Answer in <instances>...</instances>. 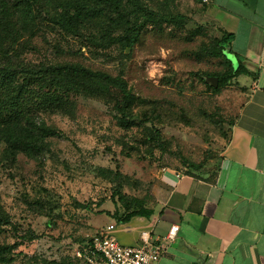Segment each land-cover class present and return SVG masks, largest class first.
<instances>
[{
    "label": "rangeland",
    "instance_id": "rangeland-1",
    "mask_svg": "<svg viewBox=\"0 0 264 264\" xmlns=\"http://www.w3.org/2000/svg\"><path fill=\"white\" fill-rule=\"evenodd\" d=\"M144 1L183 21L149 24L133 48H123L119 31L68 34L45 15L38 37L13 55L31 66L72 61L122 75L140 124L159 129L161 138L149 139L143 126L122 127L118 92L101 83L76 97L73 114H40L58 132L47 151L0 161V204L10 220L0 222V245L18 244L10 264H79L77 248L109 223L122 241L125 216L150 206L156 168L177 163L205 175L218 167L250 77L214 90L228 66L213 55L220 33L200 18L204 0Z\"/></svg>",
    "mask_w": 264,
    "mask_h": 264
},
{
    "label": "crops",
    "instance_id": "crops-1",
    "mask_svg": "<svg viewBox=\"0 0 264 264\" xmlns=\"http://www.w3.org/2000/svg\"><path fill=\"white\" fill-rule=\"evenodd\" d=\"M200 18L234 35L228 47L250 72L244 102L216 170L156 168L150 215L122 221L118 240L139 246L176 224L159 264H264V0H210Z\"/></svg>",
    "mask_w": 264,
    "mask_h": 264
},
{
    "label": "trees",
    "instance_id": "trees-1",
    "mask_svg": "<svg viewBox=\"0 0 264 264\" xmlns=\"http://www.w3.org/2000/svg\"><path fill=\"white\" fill-rule=\"evenodd\" d=\"M45 15L68 34L76 35L95 28L102 32V37H111L110 33L119 31L123 48H133L140 32L149 24L183 21V16L159 12L144 0H0V161L14 162L21 153L31 158L43 155L47 151L48 139L57 136L58 132L39 115L73 114L76 97L92 93L96 83L117 90L122 127L129 130L135 125L143 126L132 110L134 95L122 75L81 62H50L37 66L23 60L16 63L13 55L19 52L20 45L38 37ZM233 38V34L223 31L216 40L218 48L213 55L223 56L228 66L218 74L216 91L241 75H250L238 54L229 48L238 59V66H235L230 53L226 52L225 44L228 46ZM143 127L149 139L160 142L159 129ZM191 172L195 173V169ZM150 213L145 207L130 210L123 221L134 216H149ZM0 222L10 223L1 204ZM17 245H0V264L13 261ZM39 264L60 263L44 259Z\"/></svg>",
    "mask_w": 264,
    "mask_h": 264
},
{
    "label": "built area",
    "instance_id": "built-area-1",
    "mask_svg": "<svg viewBox=\"0 0 264 264\" xmlns=\"http://www.w3.org/2000/svg\"><path fill=\"white\" fill-rule=\"evenodd\" d=\"M178 230L179 225L175 224L165 237L144 233L142 244L131 246L122 244L114 234L115 224H109L80 245L76 257L79 264H159Z\"/></svg>",
    "mask_w": 264,
    "mask_h": 264
},
{
    "label": "water",
    "instance_id": "water-1",
    "mask_svg": "<svg viewBox=\"0 0 264 264\" xmlns=\"http://www.w3.org/2000/svg\"><path fill=\"white\" fill-rule=\"evenodd\" d=\"M230 55H232V60H233V62L235 61L237 64H238V59L236 58V56L234 55V54H230ZM235 62H234V64H235ZM210 81H211V83H213L214 85H218V78H216V77H212L211 79H210Z\"/></svg>",
    "mask_w": 264,
    "mask_h": 264
}]
</instances>
